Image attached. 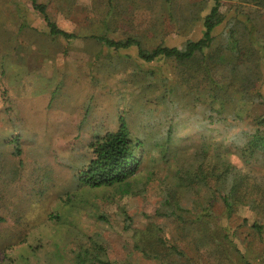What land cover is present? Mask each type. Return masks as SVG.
<instances>
[{
	"label": "rangeland",
	"instance_id": "rangeland-1",
	"mask_svg": "<svg viewBox=\"0 0 264 264\" xmlns=\"http://www.w3.org/2000/svg\"><path fill=\"white\" fill-rule=\"evenodd\" d=\"M169 1L37 0L59 29L77 36L64 41L48 35L43 17L29 0H0V264H72L73 251L86 246L95 234L104 242L110 261L156 264L136 253L130 255L132 232L128 228L146 227L143 212L149 204L157 205L166 189L163 184L174 185V169L157 159L145 160L132 181L139 190L146 171H153L147 192L140 196L120 195L114 187L79 188L76 179L91 157L87 146L93 136L115 131L120 116L126 118L134 137H143L146 127H154L152 138L153 134L154 139L164 138L174 116L172 141L198 133L209 143L217 139L219 131L195 129L176 116L178 109L191 110V99L205 108L220 109L219 100L209 99L206 88L200 86L205 78L196 76L185 84V70L170 60L145 64L135 48L115 51L90 38L120 40L136 35L148 49L158 43L181 48L189 39L198 40L202 18L213 0ZM221 2L220 11L228 18L234 14L238 20L248 17L251 21L244 31L242 41L248 51L242 61L254 77L233 81L239 101L246 89L240 84L256 80L255 71L264 82V8L243 0ZM111 3L114 15L109 16ZM223 31L218 28L215 46L223 44ZM220 69L212 79L215 84H226L225 69ZM142 73L151 77L153 89L137 83L140 78L136 76ZM172 86L175 94L170 97L166 91ZM167 98L179 102L177 108ZM244 102L235 108L244 122L264 111L261 104ZM231 163L254 181L264 178V166L257 158L232 156ZM196 195L203 196L204 190L193 198ZM214 209L221 213L218 222L230 231L242 218L248 223L255 219L248 207L230 218L223 216L220 204ZM99 215L105 219H97ZM152 221L170 236L179 230L171 220ZM257 248L251 246L249 254L256 256ZM250 264L258 263L250 260Z\"/></svg>",
	"mask_w": 264,
	"mask_h": 264
},
{
	"label": "trees",
	"instance_id": "trees-1",
	"mask_svg": "<svg viewBox=\"0 0 264 264\" xmlns=\"http://www.w3.org/2000/svg\"><path fill=\"white\" fill-rule=\"evenodd\" d=\"M243 1L264 8V0ZM29 2L33 10L43 17L49 36L64 41L77 38L75 34L59 29L49 19L44 4L37 0ZM221 3V0H213L209 13L202 18V36L198 40H187L181 48L158 43L148 49L136 35L120 40L107 36L90 37L115 51L135 48L137 58L145 64L170 60L185 70V84L196 76H202L205 79L200 86L206 88L207 97L219 100L221 104L220 109L216 110L205 108L191 99L188 102L191 106L189 112L176 110L177 118L190 122L195 129L219 131L217 139L210 143L205 140L207 137L204 139L199 133L195 136L181 135L172 141L174 116L169 119L170 125L165 137L160 139L162 141L154 139V134L152 138L154 127H146L147 133L143 137H134L126 118L120 116L115 131L94 135L87 146L91 157L77 174L79 188L114 187L120 195L140 196L147 192V184L153 175L152 170L146 171L144 182L140 181L141 188L138 190L132 186L145 160L157 159L167 168L174 169L171 172L174 185L166 187L163 184L166 189L161 192L163 195L157 205L149 204L143 212L148 220L146 227L137 230L128 228L132 232L130 255L136 253L156 264H250V260L261 264L260 258L264 256V178L254 181L231 163V157L235 156L240 160L257 158L264 166V111L248 122L235 113L237 105L245 104L244 101L261 104L264 108V82L255 71L257 79L248 85L240 84L246 89L241 93V100L235 98L238 93L235 88L238 86L232 84L233 81L240 76L247 81L254 77L250 75L248 63L242 61L248 51L242 41L244 31L251 21L248 17L238 20L234 14V18H228L220 11ZM113 7L111 3L109 16L114 15ZM103 24L106 27L105 19ZM220 27L226 31L221 34L224 40L219 47L215 46V41ZM255 65L258 66L257 63ZM220 67L225 69L224 78L229 80L226 84H215L212 79L213 72L221 70ZM148 74L136 76L140 78L137 83H142L146 89L152 87ZM249 87L251 95L247 96ZM166 94L170 97L175 94L173 86L167 89ZM167 99L169 105L177 108L179 102ZM221 128L223 131H220ZM15 153H19L18 149ZM190 190L192 194H189ZM201 190H204V195L193 198ZM217 204H220L226 218L232 217L240 208L248 207L255 219L248 223L246 218H242L230 231L218 222L221 213L215 212L214 206ZM155 218L171 220L176 230L179 229L177 234L182 235L170 236L166 228L152 221ZM97 219L104 220L105 217L99 215ZM97 235L90 236L86 246L73 251L72 264H118L107 258V248ZM251 246L258 247L256 256L249 254Z\"/></svg>",
	"mask_w": 264,
	"mask_h": 264
}]
</instances>
